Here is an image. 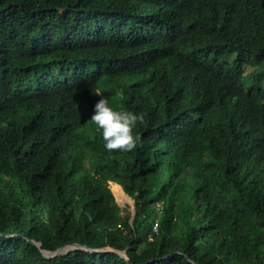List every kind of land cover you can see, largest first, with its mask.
<instances>
[{
	"label": "trees",
	"instance_id": "16d2710c",
	"mask_svg": "<svg viewBox=\"0 0 264 264\" xmlns=\"http://www.w3.org/2000/svg\"><path fill=\"white\" fill-rule=\"evenodd\" d=\"M95 90L142 147L105 149ZM73 243L264 264V0H0V264H127L40 252Z\"/></svg>",
	"mask_w": 264,
	"mask_h": 264
},
{
	"label": "clouds",
	"instance_id": "9594fccd",
	"mask_svg": "<svg viewBox=\"0 0 264 264\" xmlns=\"http://www.w3.org/2000/svg\"><path fill=\"white\" fill-rule=\"evenodd\" d=\"M94 95L100 99L94 106V113L88 110L85 119H90V123L101 132L105 149L108 152L127 153L142 147V136L135 130L138 125L144 124V114L114 109L109 105V99L99 90H95ZM71 117L75 118L76 115L71 114Z\"/></svg>",
	"mask_w": 264,
	"mask_h": 264
},
{
	"label": "water",
	"instance_id": "95a60500",
	"mask_svg": "<svg viewBox=\"0 0 264 264\" xmlns=\"http://www.w3.org/2000/svg\"><path fill=\"white\" fill-rule=\"evenodd\" d=\"M126 195V194H125ZM127 196V195H126ZM128 197V196H127ZM132 214H133V211H132ZM133 216V215H132ZM33 245H35L36 247H40L39 244H36L35 242H33ZM77 249H83V250H87V251H91L93 253L95 252H99V251H103V252H115L113 251L112 249H109V248H105V249H101V250H90L88 247H84L82 245H78V244H68V245H65V246H62V247H59L58 249L54 250V251H49V250H45V249H40V252L42 253L43 257L46 258V259H50L52 257H55V256H58V255H63V254H66V253H69L70 251H73V250H77ZM115 253H119L120 257H122L126 262L127 264H131L129 262V260L127 259L126 255H125V252L122 251V252H115Z\"/></svg>",
	"mask_w": 264,
	"mask_h": 264
},
{
	"label": "rangeland",
	"instance_id": "374dc122",
	"mask_svg": "<svg viewBox=\"0 0 264 264\" xmlns=\"http://www.w3.org/2000/svg\"><path fill=\"white\" fill-rule=\"evenodd\" d=\"M244 71H245V73H247L248 71H250V68H248V67H245V69H244ZM118 186H119V184H118ZM108 188L112 191V193H114L113 192V187H112V182L110 181V180H108ZM121 188V187H120ZM123 191V190H122ZM121 191V189H116V191H115V194H116V196H114L115 197V200H116V202L120 205V206H124L125 204H128V206H129V209L131 210V212L133 211V201L130 199V201H128L127 199H126V197H125V193L124 192H122ZM115 194H113V195H115ZM129 198V197H128ZM133 215V214H132Z\"/></svg>",
	"mask_w": 264,
	"mask_h": 264
},
{
	"label": "bare ground",
	"instance_id": "6f19581e",
	"mask_svg": "<svg viewBox=\"0 0 264 264\" xmlns=\"http://www.w3.org/2000/svg\"><path fill=\"white\" fill-rule=\"evenodd\" d=\"M112 187H113V192H114L113 194H115L116 189H121L118 185H115V184H112ZM121 191H122V189H121ZM114 196H116V194ZM125 197L129 201V198L126 195H125Z\"/></svg>",
	"mask_w": 264,
	"mask_h": 264
},
{
	"label": "built area",
	"instance_id": "2783aa9c",
	"mask_svg": "<svg viewBox=\"0 0 264 264\" xmlns=\"http://www.w3.org/2000/svg\"><path fill=\"white\" fill-rule=\"evenodd\" d=\"M154 229H156V225H154Z\"/></svg>",
	"mask_w": 264,
	"mask_h": 264
},
{
	"label": "crops",
	"instance_id": "0c3cea01",
	"mask_svg": "<svg viewBox=\"0 0 264 264\" xmlns=\"http://www.w3.org/2000/svg\"><path fill=\"white\" fill-rule=\"evenodd\" d=\"M120 187V186H119Z\"/></svg>",
	"mask_w": 264,
	"mask_h": 264
}]
</instances>
